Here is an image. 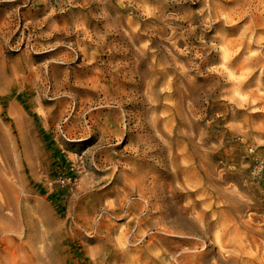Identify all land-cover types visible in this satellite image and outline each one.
<instances>
[{
  "label": "rangeland",
  "instance_id": "rangeland-1",
  "mask_svg": "<svg viewBox=\"0 0 264 264\" xmlns=\"http://www.w3.org/2000/svg\"><path fill=\"white\" fill-rule=\"evenodd\" d=\"M180 253L264 264V0H0V264Z\"/></svg>",
  "mask_w": 264,
  "mask_h": 264
},
{
  "label": "bare ground",
  "instance_id": "bare-ground-1",
  "mask_svg": "<svg viewBox=\"0 0 264 264\" xmlns=\"http://www.w3.org/2000/svg\"><path fill=\"white\" fill-rule=\"evenodd\" d=\"M140 53V52H139ZM147 55V54H146ZM135 66V65H134ZM23 69V68H22ZM28 69V68H27ZM33 69V68H32ZM145 69V68H144ZM138 70V69H137ZM155 70V69H154ZM100 72V71H99ZM151 72V71H150ZM34 73V72H33ZM126 73V72H125ZM19 74V73H18ZM17 76V75H16ZM134 76V75H133ZM141 76V75H140ZM144 79V78H143ZM136 81V80H135ZM147 84V83H146ZM145 84V85H146ZM122 87V86H121ZM132 89V88H131ZM123 91V90H122ZM109 94H111V93H109ZM111 97V96H110ZM147 97V96H146ZM122 101V100H121ZM107 103V102H106ZM122 105V104H121ZM150 112H151V110H150ZM107 117V116H106ZM125 117V116H124ZM140 118V117H139ZM140 120V119H139ZM111 123V122H110ZM153 126V125H152ZM91 127V126H90ZM112 127V126H111ZM151 136V135H150ZM145 139V138H144ZM146 140V139H145ZM148 141V140H147ZM146 141V142H147ZM155 144V143H154ZM161 155V154H160ZM172 161V160H171ZM137 173V172H136ZM153 176V175H152ZM131 179V178H130ZM137 179V178H136ZM144 180V179H143ZM139 181H141V180H139ZM141 182H143V181H141ZM150 182V181H149ZM159 183V182H158ZM162 183V182H161ZM131 184V183H130ZM142 184V183H141ZM140 185V184H139ZM138 185V186H139ZM166 185V184H165ZM173 185V184H172ZM152 186V185H151ZM161 188H164V187H161ZM160 188V189H161ZM167 188V187H166ZM169 188V187H168ZM139 190V189H138ZM171 190V189H170ZM173 190V189H172ZM152 191H153V189H152ZM165 192V191H164ZM142 194H143V192H141ZM170 193V192H169ZM127 195V194H126ZM141 195V194H140ZM144 195H145V192H144ZM154 195V194H153ZM164 195V194H163ZM146 196V195H145ZM145 196H144V198H145ZM168 196V195H167ZM156 197V196H155ZM160 198V197H159ZM147 199V198H146ZM146 199H145V201H146ZM166 199V198H165ZM150 202V201H149ZM196 204V203H195ZM148 205V204H147ZM171 205V204H170ZM157 206V205H156ZM166 206V205H165ZM149 207V206H148ZM179 207V206H178ZM157 208V207H156ZM168 208V207H167ZM175 209V208H174ZM138 211V210H137ZM196 211V210H195ZM166 212V211H165ZM197 214V213H196ZM160 215V214H159ZM164 215V214H163ZM138 216V215H137ZM161 216V215H160ZM198 216V215H197ZM192 217V216H191ZM141 218V217H140ZM190 218V217H189ZM136 219V218H135ZM171 219V218H170ZM183 219V218H182ZM196 219V218H195ZM163 220V219H162ZM140 221V220H139ZM198 222V221H197ZM151 223V222H150ZM199 224V223H198ZM201 224V223H200ZM206 224V223H205ZM203 227V226H202ZM180 230V229H179ZM201 230H202V228H201ZM205 234V233H204ZM181 235V234H180ZM206 235V234H205ZM181 239V238H180ZM206 239V238H205ZM183 240H184V238H183ZM187 242V241H186ZM195 242V241H194ZM201 243V242H200ZM150 246V245H149ZM198 246V245H197ZM191 248V247H190ZM173 249V248H172ZM187 249V248H186ZM225 249V248H224ZM187 251V250H186ZM190 251H191V249H190ZM212 252V251H211ZM190 253H192V252H190ZM206 253V252H205ZM37 254V253H36ZM181 254V255H180ZM179 255L180 256H178L177 255V261H178V264H205V261H195V257H193V256H191V255H185V254H182V253H180ZM223 254V253H222ZM41 255V254H40ZM193 255V254H192ZM197 256V255H196ZM208 256V255H207ZM228 256V255H227ZM238 256V255H237ZM218 257H219V255H218ZM230 257V256H229ZM220 258H222V257H220ZM211 259V258H210ZM217 259V258H216ZM225 259H226V256H225ZM231 259V258H230ZM174 260V259H173ZM228 260V262H229V259H227ZM223 261V260H222ZM226 261V260H225ZM46 262V261H45ZM175 262V261H174ZM210 262H212V261H210ZM210 262H209V264H210ZM221 262V261H220ZM219 262V263H220ZM230 262H231V260H230ZM49 263V262H48ZM164 263V262H163ZM43 264H47V263H43Z\"/></svg>",
  "mask_w": 264,
  "mask_h": 264
}]
</instances>
